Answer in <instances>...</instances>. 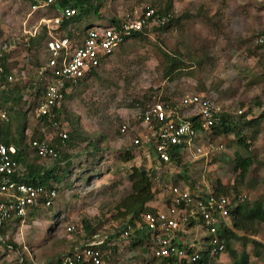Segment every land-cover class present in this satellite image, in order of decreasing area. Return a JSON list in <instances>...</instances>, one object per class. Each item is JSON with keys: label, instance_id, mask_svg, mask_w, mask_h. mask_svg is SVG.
Instances as JSON below:
<instances>
[{"label": "rangeland", "instance_id": "374dc122", "mask_svg": "<svg viewBox=\"0 0 264 264\" xmlns=\"http://www.w3.org/2000/svg\"><path fill=\"white\" fill-rule=\"evenodd\" d=\"M164 1L160 0L156 7H162ZM170 1V11L179 21L171 23L165 30L123 43L66 96L58 128L51 124L41 125L35 109L28 103L16 106L24 120L25 144L33 135L42 133L51 141L56 139L59 129L66 130L67 134L76 129L69 144L61 147V152L70 155L74 164L70 176V183H73L70 186L59 183L60 191L50 211L43 212L31 222L17 226L12 223L1 236L33 253L35 261L30 260L27 264L46 263L50 256H62L82 244L85 240L84 231H79L82 220L89 221L100 237L107 236L109 242L113 239L114 256L120 260L140 261L143 256L150 255L147 249L143 251L147 244L131 246L130 239L119 240L116 233L124 220L117 216V204L131 192L130 168L132 165L147 168L148 164L141 151L143 146L134 147L128 137L121 136L119 124L148 102L153 94L160 95L163 100L175 101L186 93L211 91L217 97L220 110L231 113L240 122L243 113V117L250 119L264 111V60L253 47L254 34L264 26V0ZM149 2L151 0H105L100 13L103 17L115 16L121 20L133 14L140 3ZM53 15L50 8L34 9L32 0H0V40L6 39L9 44L8 64L16 77L14 86L17 84L24 98H28L29 93L24 83L36 75L35 61L43 65L47 53L44 42L39 47L32 44L27 49L23 40L40 32L43 19ZM90 21L86 18L80 22V27ZM96 23L104 24L106 19ZM51 33L60 35L63 30L54 28ZM163 51L183 54L188 65L185 73L171 79L164 77ZM201 55H206L205 60L198 65L196 60ZM252 78L258 80L249 83ZM257 129L251 137L250 129L245 128L246 148L234 144L237 137L233 133L216 136L214 143L223 144L222 148L189 162L187 173L191 172L195 181L204 179L209 185L215 180L228 187L235 184L238 191L248 193L249 198L243 203L245 210L257 203L264 206V117L260 118ZM97 140L102 161L89 164L86 150L91 145L88 142ZM230 142L234 143L228 146ZM25 150L29 159L44 167L54 162L48 158L34 159L33 153ZM127 150L133 157L124 160ZM235 152L252 159L245 177L238 182V170L234 168ZM87 167L91 171H85ZM85 174L91 175L86 178ZM230 189L235 193L233 188ZM157 202L161 205L162 200L158 198ZM71 225L75 228L73 232L67 230ZM232 228L239 238L230 240L229 249L208 264H234L231 250L237 255L245 251L249 264H264V223ZM17 252L11 250L5 254L6 264L16 261Z\"/></svg>", "mask_w": 264, "mask_h": 264}, {"label": "built area", "instance_id": "2783aa9c", "mask_svg": "<svg viewBox=\"0 0 264 264\" xmlns=\"http://www.w3.org/2000/svg\"><path fill=\"white\" fill-rule=\"evenodd\" d=\"M53 4L59 14L43 19L47 28H57L62 16L69 18L78 12L72 2L59 6L56 0H32L34 9ZM153 13L154 8L140 3L133 14L121 19L118 28L98 24L97 20L83 26L85 37L82 40L75 36L52 35L46 43V62L35 70L42 88L24 98L35 109L36 116H42L43 121L58 128L55 118L59 117L66 96L119 48L123 36L149 26L154 20L148 21V17ZM253 40L261 44L264 55V26L257 30ZM9 50L8 42L0 40V93L6 84L11 86L16 79L13 70H6L2 60L3 53ZM216 98L215 94L186 93L175 101H166L153 94L148 102L119 124L121 136L128 137L134 147H144L141 151L148 163L147 169L154 170L149 176L157 194L148 205L155 210L143 212L140 221L135 220V227L150 235L152 257L195 260L200 255L199 250L207 244H211L210 255L222 252L224 243L217 227L222 224L230 226V207L249 198L245 191L215 193L204 179L194 181L192 188L183 185L177 177L185 172L184 166L189 162L222 148L214 143L211 132L215 115L221 111ZM3 105L0 102V119L6 117ZM56 136L63 140L67 138V131L59 129ZM25 149L44 159L57 156V150L46 137L29 138L19 148L0 142V226L12 214L23 216L27 208L40 203V194L44 193L45 206L54 203L57 196L55 189L44 190L40 184L22 179L25 166L14 155L18 150L26 152ZM158 198L162 200L161 205H157ZM24 223L21 220L20 224ZM130 228L128 223L121 222L118 239H128ZM67 230H71L70 226ZM106 238L94 233L58 264H150L148 256L140 261L120 260L111 249L115 242Z\"/></svg>", "mask_w": 264, "mask_h": 264}, {"label": "trees", "instance_id": "16d2710c", "mask_svg": "<svg viewBox=\"0 0 264 264\" xmlns=\"http://www.w3.org/2000/svg\"><path fill=\"white\" fill-rule=\"evenodd\" d=\"M105 0H56L59 6H64L72 2L73 6H76L78 8V12L74 14L73 16L66 18L61 17L59 26L56 29H62L63 34H60V36H68L72 37L75 36L76 38L82 40L85 35L82 31V27H80V22L84 21L86 18H89L92 21L100 20V19H106L107 25H113L115 27H119L121 24V20L117 19L115 16L103 17L100 13V7L103 5ZM160 3V0H151V2L147 3L149 6L154 8V13L150 17H148V21H151L152 23L144 27L140 30H132L128 35L123 36L122 42L120 43V46L123 45L127 40L131 38L136 39H142L144 36L151 32H157L159 30H165L168 28L171 23L179 21V18H175L174 15L171 13V1L166 0L164 3H162V7H156V4ZM48 8L52 9L54 11V14H59V12L56 10V6L50 5ZM159 19V21H157ZM163 20V21H160ZM263 28V27H262ZM261 28V29H262ZM259 29V30H261ZM49 39V35L47 33L46 27L43 25L40 32L36 33L33 36H26L23 40V44L29 49V46L32 44H36L37 47H39L43 42H47ZM6 41V40H5ZM119 46V48H120ZM253 47L255 50L258 51L259 56L264 60V55L261 52V44L255 42L253 40ZM163 63H162V72L164 77H168L169 79L178 77L179 75L185 73L183 72L185 67L188 65L183 60V54H181L179 51H176L175 53H168L166 51H163ZM10 53L4 52L2 55V60L4 61L5 69L9 71L11 69L10 65L8 64L7 57ZM206 55L199 56L198 60H196V63L200 65L203 60H205ZM36 69L40 67L42 64L41 62L35 61ZM97 69H94L90 72V75L93 74ZM88 77V76H86ZM85 77V78H86ZM84 78V79H85ZM83 79V80H84ZM264 80V78H262ZM258 80L257 78H252L249 83H253L254 81ZM42 82L38 80V78L35 76L33 79H28L24 83L25 86L29 88L28 96L33 95L35 93H38L40 89L42 88ZM264 92V87H263ZM205 94H214L213 92H202ZM23 98V100H22ZM217 99V98H216ZM22 100V101H21ZM167 101V100H166ZM217 101V100H216ZM0 102H2L3 109L5 110L6 117L4 119H0V142L6 144V145H14L17 148L21 145H25L26 137L23 133V127H24V120L21 116V110L20 108H16L18 104H21L22 102L24 104H27V100L24 99L23 94L21 92V89L17 86V84L8 85L6 84L5 89L0 93ZM10 102V105H8ZM257 102V101H256ZM258 103V102H257ZM8 105V107L6 106ZM7 108V109H6ZM63 108V106H62ZM61 108V110H62ZM61 110L59 113H61ZM244 113L241 115L242 122L240 120H237L231 113L221 110L215 115V122L211 127L212 132V139L217 136L222 137L223 135H228L229 133H233L236 137L237 143L230 142L228 146H231L234 144H241L243 147H248V144L245 142L244 135L245 128L250 129L251 137H253L258 129L257 126L259 125V121L261 117H264V111L261 115L253 116L250 119H247L246 116L243 117ZM39 120H41V125L43 121V117H38ZM59 118V117H58ZM58 118H55L58 122ZM194 118V117H193ZM43 124H49L46 120L43 121ZM76 129L73 130L75 132ZM71 132L70 134H67V138L61 139L56 136L55 140L50 141V145L54 147L55 150H57V156L54 158H48L54 160L53 164L51 166H43L39 163H37L32 158L29 159L30 156L29 153L23 152L21 150H18V152L14 155V158L20 161L25 166V172L23 174L22 179L31 182L40 184L44 190H50L55 189L57 196L55 200L58 197V191H60L59 183H64L65 186H70V176L72 174V168H73V162H71V156L61 152V147L65 144H69L70 139L72 136H74V133ZM76 134V133H75ZM44 137L42 133L33 135V137L30 138H42ZM249 141V138L248 140ZM97 141H89L88 144L91 145L89 150H86V155L89 157V164L91 163H100L102 159L101 154V148L98 145ZM221 145V144H220ZM223 145V144H222ZM221 145V146H222ZM32 152V151H31ZM33 153V152H32ZM99 154V155H97ZM234 168L238 170V177L236 181L242 180L251 163L252 159L248 156H242L239 152L234 153ZM33 158L38 159L40 158L37 154L33 153ZM133 157L132 153L130 151H125L123 155L124 160H128L129 158ZM189 164V163H188ZM187 166V165H186ZM184 166V176H182L183 179H188V185L192 188L194 187V181L190 180L189 178L193 177L191 175V172L187 174V167ZM85 171H91L90 167H87ZM89 173V172H88ZM153 174V169H147L144 166H136L132 165L128 174V180L130 181L131 185V192L121 201L117 204V216L124 219L126 223H128L131 228L128 231V239H130V245H138L142 246V244H147L142 250L145 251L147 249V252L150 253V248L152 246V243L149 238V234L142 232L141 229H137L135 227V220L140 221V215L143 212L146 211H154L155 209L148 205V202L151 201L157 194V190L152 188V182L150 180L149 174ZM79 174V173H78ZM91 174H85L84 176L87 178ZM99 175V174H97ZM80 177V174L77 176V178ZM177 177H180L179 175ZM76 178V179H77ZM212 190L215 193H231V189L233 188L235 194L240 193L241 191L237 190L236 185H232L231 187L225 186V184L221 183L220 180H215V182H211ZM238 191V192H237ZM45 199L44 193L40 194L39 202L35 206H31L27 208V212L23 216H14L13 214L6 219L4 222H2L0 226V236H2L5 233V230L10 227L12 223L14 225H18L21 223V220L24 222H31L34 218L39 217V215H42L43 212L50 211L54 205V203L45 206L43 203ZM54 200V201H55ZM245 202V201H244ZM234 204L230 207L229 210V220H230V226L226 225H219L217 227V233L220 234L221 238L223 239L224 243V249L222 252H224L226 249H229L230 240L233 238H239L236 234V232L233 231V228H244L245 225H251L255 222L258 223H264V206L257 203L256 206L252 207L249 210H245L243 203ZM69 231H74V226H70ZM76 229H79L76 228ZM84 231V242L88 240L94 233H96V229L91 226L89 221L82 220V225L80 226V230ZM119 234V230L117 229L116 235ZM147 242V243H146ZM211 248V244L208 246V244L199 250V257L195 260H187L185 258L183 259H177V258H161V257H152L148 256V262L150 264H208L211 262V260L214 259L215 256L219 255L220 251H218L216 254L210 255L209 249ZM74 249V248H73ZM70 250L66 254L62 256L53 257L50 256L48 261L46 263L40 262L38 264H58L62 258L70 254L72 251ZM112 252L114 254L115 247H111ZM11 250L18 251V257L16 261L13 264H27L30 263V260H34V256H32L33 253H28L26 250H22V248L15 242L11 240H5L2 237L0 238V264H6L5 261V254L10 252ZM189 251V249H188ZM34 252V251H32ZM220 252V253H219ZM230 255L232 257V260L234 264H249V256L245 251H241L239 255H237L235 250L230 251ZM143 260H145V257H142Z\"/></svg>", "mask_w": 264, "mask_h": 264}, {"label": "crops", "instance_id": "0c3cea01", "mask_svg": "<svg viewBox=\"0 0 264 264\" xmlns=\"http://www.w3.org/2000/svg\"><path fill=\"white\" fill-rule=\"evenodd\" d=\"M46 8H48V7H46ZM54 15H55V14H54ZM54 15H53V16H54ZM51 17H52V16H51ZM43 25H44V24H43ZM44 26H45V25H44ZM45 27H46V26H45ZM54 27H55V26H52L51 28H47V27H46V29H47V33H48V35H49V39H50V37L53 35V34L51 33V29L53 30ZM34 33H36V32H34ZM34 33H33V34H30V36L35 35ZM49 39H48V40H49ZM1 40H4V39H1ZM5 40H6V39H5ZM48 40H47V41H48ZM6 41H7V40H6ZM46 43H47V42H44L45 50H46ZM9 52H10V51H9ZM9 52H8V53H9ZM46 53H47V51H46ZM10 54H11V53H10ZM10 54H9V56H10ZM9 56H8V57H9ZM47 56H48V53H47ZM46 58H47V57H46ZM35 70H36V69H35ZM186 167H187V169H188V166H186ZM186 172H187V171H186ZM187 174H188V173H187ZM178 175L180 176V177H178V178L180 179V182H181L183 185H188V179H183V178H182V176H184V172H181V173H179ZM189 179L191 180L192 178L190 177Z\"/></svg>", "mask_w": 264, "mask_h": 264}]
</instances>
